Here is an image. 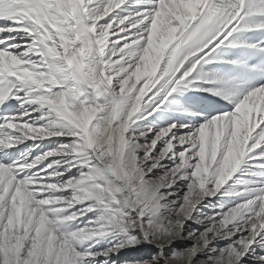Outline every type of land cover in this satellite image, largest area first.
Listing matches in <instances>:
<instances>
[{
	"label": "snow or ice",
	"instance_id": "obj_1",
	"mask_svg": "<svg viewBox=\"0 0 264 264\" xmlns=\"http://www.w3.org/2000/svg\"><path fill=\"white\" fill-rule=\"evenodd\" d=\"M0 264H264V0H0Z\"/></svg>",
	"mask_w": 264,
	"mask_h": 264
},
{
	"label": "bare ground",
	"instance_id": "obj_2",
	"mask_svg": "<svg viewBox=\"0 0 264 264\" xmlns=\"http://www.w3.org/2000/svg\"><path fill=\"white\" fill-rule=\"evenodd\" d=\"M206 70H209V69L206 68ZM176 99L178 100L179 105L181 106V108L183 110H168V111L164 112L163 114H157L155 117H149V119L147 121H142L141 123L153 126V125L157 124V121H159V120L168 119L169 115L172 114V113H177V111L182 113L185 110H188V112H189V111H192V110L195 109L192 106H189L187 104L197 102V103H200L203 106H206V105L210 104L211 101L216 99V98L215 97H208L207 93L195 92V91H187V92H184V93L178 95L176 97ZM51 146H53V145L50 144V142L45 141L41 145V149H45V148L51 147ZM91 216H92V214L90 213L88 216L83 217L82 220H81V223L83 224V223L87 222V220L90 219ZM101 246H102V243L100 242V244L97 245V248H99ZM124 256H130V255H128V253L124 252V253H122V257H124Z\"/></svg>",
	"mask_w": 264,
	"mask_h": 264
},
{
	"label": "rangeland",
	"instance_id": "obj_3",
	"mask_svg": "<svg viewBox=\"0 0 264 264\" xmlns=\"http://www.w3.org/2000/svg\"><path fill=\"white\" fill-rule=\"evenodd\" d=\"M206 68H208V65L206 66ZM194 111L199 112L198 109H194V110L189 111V112H188V110H185L182 113L177 111V113L170 114L168 119L157 121V124H155L153 126L154 127H164V126H166V124L172 123V122H175V123L187 122V115L186 114L187 113H193ZM205 203H207V202H205ZM198 207L200 208V210L202 212L206 213L209 211V209L205 208L203 205H200ZM189 224H191L192 227H199V225L192 224L191 221H189ZM101 243H102V246H106L108 244L107 240L101 241ZM176 246L181 247V246H183V244L181 242H178ZM150 250H151L150 246H143L139 250H135V249L126 250L125 253H128V255H130V256H124V258L139 257V256L143 255L145 251H150Z\"/></svg>",
	"mask_w": 264,
	"mask_h": 264
}]
</instances>
